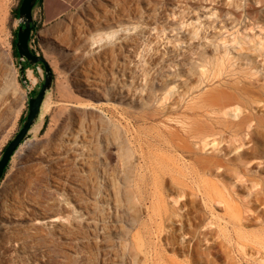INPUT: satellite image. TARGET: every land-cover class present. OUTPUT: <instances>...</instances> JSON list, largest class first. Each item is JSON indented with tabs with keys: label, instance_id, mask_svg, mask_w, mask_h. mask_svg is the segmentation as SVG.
I'll return each instance as SVG.
<instances>
[{
	"label": "rangeland",
	"instance_id": "374dc122",
	"mask_svg": "<svg viewBox=\"0 0 264 264\" xmlns=\"http://www.w3.org/2000/svg\"><path fill=\"white\" fill-rule=\"evenodd\" d=\"M118 1L136 17L135 22L159 31L150 29L146 38L132 30L138 58H132L130 94L123 101L114 99L109 87V101L81 94L73 71L90 67L110 80L116 73L112 65L121 61L119 48L124 51L126 46L118 43L128 35L125 30L114 25L85 31L88 40L72 50L57 42L82 28L90 9L106 7L111 0H77L71 12L48 25L41 21L42 8L34 9L38 31L30 47L46 59L54 83L37 124L0 184V206L12 189L22 188L23 196L15 203L18 211L23 212L28 202H37L48 205L61 222L30 231L25 249L17 255L7 245L13 233L0 229V264H147L149 233L155 230L153 208L148 210L152 200L141 206L132 191L138 184L145 194L152 193L153 183L144 178L143 153L150 156L173 134L184 136L181 120L213 126L223 132L226 146L239 145L245 141L243 135L255 133V145L264 150V0H175V6L167 0H151L150 11L143 0ZM20 2L0 0V158L22 127L30 93L40 90L45 78L44 68L33 66L26 71L28 86L22 84L20 62L13 53L15 32L22 25ZM148 12L157 14L156 24L147 21ZM47 29L49 34L43 36ZM117 31L120 35L112 39ZM103 37L110 38L101 43ZM113 47L114 55L105 58L102 49ZM210 97L221 106L208 101ZM236 108L245 114L235 117ZM79 120L91 136L88 146L93 160L88 170L82 150L75 156L62 155L64 179L78 190L73 197L55 187L50 165L35 156ZM31 166L36 167L33 177H29ZM249 167L247 174L238 176L235 166L227 164L223 178L240 196L238 204L245 212L242 238L224 227L223 204L215 203L212 209L196 205L191 217L213 244L211 261L199 264H264V157L254 159ZM207 178L219 182L215 173ZM193 206L191 199L187 208ZM151 237L159 241L156 235ZM161 244L160 264H173L169 258L185 263L187 256L165 241Z\"/></svg>",
	"mask_w": 264,
	"mask_h": 264
},
{
	"label": "bare ground",
	"instance_id": "6f19581e",
	"mask_svg": "<svg viewBox=\"0 0 264 264\" xmlns=\"http://www.w3.org/2000/svg\"><path fill=\"white\" fill-rule=\"evenodd\" d=\"M167 2L171 6L177 5L175 0H167ZM143 3L148 11L153 9L151 0H143ZM156 17L155 12H148L145 15V18L151 24H156L154 19ZM135 18L131 16L129 9L124 4L118 0H111L110 5L106 7L99 6L97 9H90L83 20V27L76 29L74 34L71 33L57 40L60 46L72 50L74 47L79 46L80 42L88 40L85 31L92 33L104 27L116 25L128 34L118 42L126 46L124 51L119 48L122 52L121 61L116 65H112V67L115 66L116 73L111 74L110 80L90 67H83L82 70L79 69L81 71H73L75 86L81 94L95 97L99 101H109L110 93L106 89L109 87L114 93V99L123 101L128 98L130 94L128 86L131 83L130 78H133L132 58H138L139 50L136 39L131 36L132 30H137L146 38L150 37L148 35L151 34L150 29L158 31V28H151L146 23L135 22ZM134 24L137 26H132ZM48 34L49 29L42 32L43 36ZM119 35L120 31H117L115 35H110V37L112 36V39H114ZM110 37H103L100 42H107ZM104 48L102 51L105 58L114 55V47L111 49ZM207 100L221 106V103L211 97ZM234 112L235 117L245 114L242 108H236ZM81 122L82 120L71 122L62 131L56 143L40 149L36 155L37 157L35 156V158H41L50 165L55 187L61 191L71 193L70 196L73 197H77L76 184L65 181V173L61 169L60 163L63 154L71 153L75 156L77 151L82 150L84 153L83 165L86 169L91 170L93 157H91L88 146L91 136ZM180 124L181 128H179L184 136L173 134L169 138L163 139L150 152V156L146 152L143 153L142 157L145 163L143 168L146 170L144 178L150 179L153 183L152 193L148 191L149 193L145 194L138 184L132 191L134 198L141 206L146 205L148 199L152 200V202L149 201L152 205L151 207L148 206V210L151 211V208H153L154 214L151 217V223L153 222L155 230L153 233H149L150 250H147V264H160V257H162L160 251L162 245H164L161 244L162 241H165L167 245L174 246L173 250L177 253L187 256V260L182 264H199L204 260L206 262L211 261L213 244L208 238V232H199L194 219L191 217L195 213L196 205L199 203L209 209H212L215 203L223 204L226 212L222 217L225 221L224 227L227 230L232 229L239 238H242L245 228V212L238 204L240 201L239 194L223 181V178L226 177V165H234V170L239 176V173L247 174L250 171L249 166L254 159L264 157V150L254 143L255 133L243 135L245 141L240 142L239 145L226 146L223 144V132L217 131L213 126L196 121H192V124H194L192 126L189 121L184 120H181ZM212 166L215 168H211ZM29 173V177H33V174H36V167H29ZM214 173L219 178V182H212L207 178V176L214 175ZM138 180L136 177L135 181ZM166 187H168V193ZM21 191L22 188L12 189L7 201H4L0 206V229L4 232L13 233L7 245L13 249L12 251L16 255L22 251L21 249H25L30 231L46 225L54 226L61 222V217L54 214L48 205L37 202H28L29 206L23 212L18 211L15 208L18 205L15 203L23 196L20 193ZM191 199L194 206L187 208L188 201ZM246 211L248 212L250 209L248 208ZM14 220L30 221L34 224L26 226L15 223ZM8 221L13 226L9 225ZM152 235H156L159 241H153ZM2 250L0 248V254ZM169 260L173 264H179L176 259L169 258Z\"/></svg>",
	"mask_w": 264,
	"mask_h": 264
},
{
	"label": "water",
	"instance_id": "95a60500",
	"mask_svg": "<svg viewBox=\"0 0 264 264\" xmlns=\"http://www.w3.org/2000/svg\"><path fill=\"white\" fill-rule=\"evenodd\" d=\"M40 0H23L19 9L22 25L19 27L17 35V51L19 54L20 66L24 61L31 66L41 64L45 70V78L37 96L29 97V111L22 127L15 137L8 143L0 158V183L5 175L6 169L10 165L12 158L17 153L23 142L29 137L32 128L37 124L41 111L54 83V73L46 59L31 51L30 40L35 25L34 9ZM22 83L27 86L28 80L24 72H21Z\"/></svg>",
	"mask_w": 264,
	"mask_h": 264
},
{
	"label": "crops",
	"instance_id": "0c3cea01",
	"mask_svg": "<svg viewBox=\"0 0 264 264\" xmlns=\"http://www.w3.org/2000/svg\"><path fill=\"white\" fill-rule=\"evenodd\" d=\"M77 0H43V25L53 24L76 7ZM36 23V21H35Z\"/></svg>",
	"mask_w": 264,
	"mask_h": 264
},
{
	"label": "trees",
	"instance_id": "16d2710c",
	"mask_svg": "<svg viewBox=\"0 0 264 264\" xmlns=\"http://www.w3.org/2000/svg\"><path fill=\"white\" fill-rule=\"evenodd\" d=\"M22 1H23V0H21L20 5H19V8H18V15H19V9H20V6H21V4H22ZM42 4H43V0H40V1L38 2V4L36 5V7H38V6L41 7ZM19 16H20V15H19ZM37 28H38V25L35 23L34 28H33V32H32V37H31V40H30V44H31V42H32V40H33V38H34V33L38 31ZM18 30H19V28L16 30V32H15V37H14V40H13V49H14V50H13V53H14V56L17 58L18 62H19V54H18L17 46H16V44H17V40H18V38H17ZM31 51H32L33 53H35L33 49H31ZM40 66L43 67L41 64H38V65L35 66L34 68H37V67H40ZM19 67H20V72H24L25 75H26V71H27L28 69L33 68V66H31L30 63H28L27 61H24V62L21 64V66H20V64H19ZM22 84H23V83H22ZM23 86H25V85L23 84ZM27 86H28V85H27ZM39 91H40V90H38V91H32V92L30 93V95L37 96V94L39 93ZM25 119H26V117L22 120V125H23V122L25 121ZM4 150H5V149H4ZM9 166H10V165H9ZM9 166H8V168L6 169L5 175L7 174V171H8V169H9ZM5 175H4L3 179L5 178ZM3 179H2V181H3ZM2 181H1V182H2ZM0 184H1V183H0Z\"/></svg>",
	"mask_w": 264,
	"mask_h": 264
}]
</instances>
